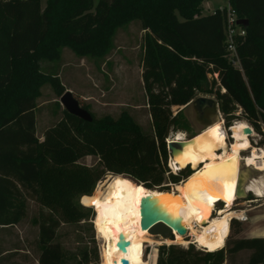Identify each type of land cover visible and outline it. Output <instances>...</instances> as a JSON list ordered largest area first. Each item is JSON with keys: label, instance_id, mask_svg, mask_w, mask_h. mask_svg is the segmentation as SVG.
<instances>
[{"label": "trees", "instance_id": "1", "mask_svg": "<svg viewBox=\"0 0 264 264\" xmlns=\"http://www.w3.org/2000/svg\"><path fill=\"white\" fill-rule=\"evenodd\" d=\"M46 1L41 10L39 0H0V264H16L2 242L14 236L13 229L26 217L27 201L39 207L36 264H64L57 229L88 220L91 210L79 201L92 196L105 174H111L106 190L126 176L161 192L190 177L188 167L173 175L167 166V139L189 128L181 111L173 115L174 107L214 95L226 128L247 122L262 136L264 126V0H228L246 31L237 47L242 72L226 58L225 14L217 9L201 15L206 0ZM137 23L144 33L141 80L151 133H144L126 112L95 119L87 110L92 121L85 123L62 110L39 141L36 98L49 80L40 62L57 61L63 48L81 59H102L114 49L119 30ZM209 74L218 75L211 88ZM87 156L98 159L96 168L79 164ZM104 193L95 205L94 226ZM230 226L240 223L232 219ZM240 252L250 253L249 264H264V239H234L202 257L192 248L161 246L156 264H207ZM91 253L97 264V250ZM89 257L84 253L78 264H88ZM103 259L101 250L100 264Z\"/></svg>", "mask_w": 264, "mask_h": 264}, {"label": "rangeland", "instance_id": "2", "mask_svg": "<svg viewBox=\"0 0 264 264\" xmlns=\"http://www.w3.org/2000/svg\"><path fill=\"white\" fill-rule=\"evenodd\" d=\"M39 1L41 3V10H43L47 1ZM227 4V0H206L202 4L201 15L207 16V14H210L219 8H225ZM116 35L114 49L110 54L102 57V59L89 57L81 59L73 54L70 49L63 48L60 52V58L57 61L40 62L41 71L44 72L45 76L49 78L50 81L48 80L44 82L39 87V94L36 98L37 109L35 126L37 130L36 136L39 141H42L45 131L49 129L57 119H59L60 112L64 110L59 101L68 91L72 93L79 106L84 110H88L95 119H101L106 115L111 116L112 118H117L122 112H126L132 117L135 123L141 127L144 133H151L148 105H146L147 100L141 80L142 52L140 46L144 33L137 23L130 24L128 27L119 30ZM50 73L56 75H50ZM214 77L215 76L210 74L208 76V87L210 88V81ZM217 88H219L218 85L214 87V90ZM206 97H212L214 99V95H207ZM190 103L187 106L174 107L172 109L174 115L178 111H181L185 120L188 122V131L184 133L188 138L198 134L200 131L210 126V124L219 121L220 116L223 119L221 113L219 116L216 112V114L210 112L204 117L206 122L196 121L195 112ZM237 114H240V110ZM221 123L223 124L222 121ZM236 123L248 124L247 122L245 123L242 121L235 122V124ZM263 129L264 126H262L261 129L262 136L256 134L254 131V134L250 139L252 147L264 149ZM261 143L263 145H261ZM227 152L228 150L224 149L219 151L218 155L226 154ZM240 155L242 158H247L248 150ZM79 164L86 167L96 168L98 166V159L94 156H87L86 158L81 159ZM170 164H172V161L169 162V165ZM176 170L174 169V171ZM186 173L188 174L190 171L188 170ZM251 173L252 179L249 184L254 181H264V171H260L258 168H253ZM110 178V175L105 174L101 181L96 184L91 194L92 196L82 197L80 199V205L85 209L91 210L92 214L89 216L88 220L82 221L80 224H62L57 229L55 241L59 243L61 249H63L64 264H78L84 253H90L88 264H94V256L91 253L93 250H97V264H100L101 250L103 253L102 246H104L102 245V242H105V239L98 236L94 229L93 218L95 215V205L98 199L106 191L108 185L107 181ZM182 185L183 182L178 183L171 187L170 191L176 190L178 186ZM252 198H255L254 194L249 193L248 198L245 201H235L230 207L231 210L238 212L236 218L232 219L240 223V227L235 226L231 228L230 221L229 236L223 248L229 246L232 240L237 239L238 234L239 239L259 234V232H257L259 227L251 226L249 222L247 225L242 226L246 217L242 216L241 211L248 210L249 205L253 204L251 203V200H253ZM221 208H223L221 203L216 204V210ZM38 210L39 207L36 203L34 204L31 201H27L26 217L13 229L14 236H5V242H2L4 247L9 249L10 253L15 255L14 260L16 264H36L38 250L35 248L34 242L38 232L37 225L34 224V219L37 216ZM213 216H216V211L213 213ZM236 232L238 233L236 234ZM188 233V237H183L181 242L176 241L175 236L169 240H162L161 238H145L141 245V264H156L158 251L161 246H175L184 251L192 248L195 253H198L199 257H202L203 254L210 253L203 251L205 249L195 243V240L191 235L192 233L190 231ZM259 235L263 236L262 238L264 239V233ZM12 245H17V251L11 250ZM153 246L156 247L155 254H153ZM249 254L250 253L248 252H240L232 256L225 255V259L221 261L207 258L208 260H206V262H208L207 264H249ZM106 263L107 261L105 259L101 262V264Z\"/></svg>", "mask_w": 264, "mask_h": 264}, {"label": "bare ground", "instance_id": "3", "mask_svg": "<svg viewBox=\"0 0 264 264\" xmlns=\"http://www.w3.org/2000/svg\"><path fill=\"white\" fill-rule=\"evenodd\" d=\"M246 128L244 123L233 125V140L229 144L222 131L221 120L194 135L193 141L170 164L173 170L190 167L194 171L176 190H149L126 176L117 177L96 208L94 228L98 236L105 239L102 248L106 264H119L120 259L127 260L128 264H141V245L145 238H153L147 229H140L142 208L152 219L150 225L160 218L172 223L168 225L173 229L176 241L183 240L176 233L179 228L187 233L190 231L195 243L207 252L222 249L229 236V223L238 215L230 207L239 198L235 189L240 165L264 171V149L251 146L248 134L245 136L242 132ZM175 139L183 140L182 133H177ZM224 149L228 152L218 155ZM246 150L248 156L242 158L240 154ZM248 184L246 192L264 198V181ZM218 203L223 208L217 209L216 216H213ZM119 234L129 242L125 254L115 246Z\"/></svg>", "mask_w": 264, "mask_h": 264}, {"label": "water", "instance_id": "4", "mask_svg": "<svg viewBox=\"0 0 264 264\" xmlns=\"http://www.w3.org/2000/svg\"><path fill=\"white\" fill-rule=\"evenodd\" d=\"M60 105L63 107V109L69 113L70 115L78 118L79 120L83 122H91L92 117L91 114L87 111L81 108L78 104V102L74 99L72 93L70 91L66 92L61 98H60ZM192 105V108L195 112L196 119L200 122H206L205 121V115L207 113L213 112L217 113V107L215 100L213 98H209L206 96H197L192 100L190 103ZM243 134H250L251 130L249 128L244 129ZM193 141L192 138H189L188 140H170L167 141V153L168 156L170 157V161L174 160L176 158V155L182 152V149L191 143ZM169 161V162H170ZM189 171L191 174L194 172L190 167ZM252 168L247 167L244 168L242 165H240V174L238 177L237 185H236V195L239 197L236 199L245 201L248 198L249 191L246 192L245 188L249 181L252 179V173H251ZM111 175V174H110ZM141 222H140V229H147V232L151 237L153 238H158L162 240L166 239H171L174 237V231L173 229L168 225H172V223L168 222L167 220L160 218L159 221L155 222L154 224H151L152 219H149L145 212L144 209L142 208L141 210ZM177 235H180L182 237H185L187 235V232L182 230V229H177L176 230ZM115 246L120 249L122 254H125L129 242L127 239H125V236L122 234L118 235L117 241ZM119 264H128L127 260L125 259H120Z\"/></svg>", "mask_w": 264, "mask_h": 264}, {"label": "built area", "instance_id": "5", "mask_svg": "<svg viewBox=\"0 0 264 264\" xmlns=\"http://www.w3.org/2000/svg\"><path fill=\"white\" fill-rule=\"evenodd\" d=\"M219 11L222 12L223 14H225V18H224V32H225L226 58H227L228 62L230 63V65L232 67H234L235 69H238L239 71L242 72V67L240 66V57H239V53H238L237 47H238V45L240 43H242L244 37L246 36V31H245L244 27H242V25H240V23L238 21V18H237V14L230 7L229 3L227 4V6L225 8H222V9L219 8ZM214 76H215L214 78L217 80L218 75L214 74ZM221 92L222 93L225 92V90L222 87H221ZM215 103H216V101H215ZM216 107H217V113L220 116L218 103H216ZM263 113H264V111H263ZM220 120L223 122L222 131L225 134L226 142L229 144L233 140V138H231V136H232L231 127L235 123L232 126L226 128L225 121L221 118V116H220ZM247 128H249L251 130V133L253 132L252 133V135H253L254 134L253 128L249 124H247ZM263 132H264V129H263ZM176 134L177 133L170 135L169 138L167 139V141L175 140ZM250 134H248V135L246 134L247 137H249V141H251L250 139L252 138L251 137L252 135H250ZM182 135H183V140L184 141L189 139L186 136V134L182 133ZM169 161H170V157H169V160H168V163H167L168 169H169L171 174L176 175V172L179 171V170L174 171L170 167ZM215 208H216V206H215ZM215 211H216V209L214 210V212ZM188 235H189V233L184 238H187ZM203 251H205V250H203Z\"/></svg>", "mask_w": 264, "mask_h": 264}, {"label": "crops", "instance_id": "6", "mask_svg": "<svg viewBox=\"0 0 264 264\" xmlns=\"http://www.w3.org/2000/svg\"><path fill=\"white\" fill-rule=\"evenodd\" d=\"M254 196H255V198L253 199L254 201L251 200V203L253 204L249 205L248 210L241 211L242 216L246 217V219L244 218L245 222H243L242 226L247 225L249 222L251 226L259 227L257 232H259V234H263L264 233V198L257 197L256 195ZM259 234H256L254 236L252 235L249 237H243L242 239L262 238L263 236ZM238 236L237 239H239Z\"/></svg>", "mask_w": 264, "mask_h": 264}, {"label": "snow or ice", "instance_id": "7", "mask_svg": "<svg viewBox=\"0 0 264 264\" xmlns=\"http://www.w3.org/2000/svg\"><path fill=\"white\" fill-rule=\"evenodd\" d=\"M187 187V186H186Z\"/></svg>", "mask_w": 264, "mask_h": 264}]
</instances>
